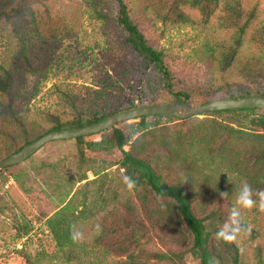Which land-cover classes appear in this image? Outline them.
Masks as SVG:
<instances>
[{"label": "rangeland", "instance_id": "374dc122", "mask_svg": "<svg viewBox=\"0 0 264 264\" xmlns=\"http://www.w3.org/2000/svg\"><path fill=\"white\" fill-rule=\"evenodd\" d=\"M124 1L150 44L164 52L175 83L173 91L189 94L188 104L200 106L210 96L215 100V94L229 86L264 95V47L254 42L256 33L264 28V0H220L208 23H204L200 10L185 5L182 9L192 19L188 25L163 21L141 0ZM230 4L253 11L255 17L233 67L224 71L220 67L221 56L234 44L235 34L225 18ZM118 16L116 0H47L31 5L19 16L0 20V73L8 70L14 78L11 91L2 99L13 104L33 135L37 126L49 129L48 113L63 118L73 113L68 96L79 95L80 104L89 92L85 86L96 89L102 79L124 75L137 62L123 48L125 33ZM24 56L29 58L35 73L17 67L16 59ZM174 93L166 89L162 75L152 70L132 99L137 106L152 100L175 103ZM256 114L264 116V109ZM196 118L234 120L227 113ZM136 123L139 122H122L114 128L128 136ZM178 123L163 121L162 126L168 128ZM114 128L85 137L82 143L51 142L29 160L0 173V264H200L193 250V236L183 222L185 248L162 241L159 233L150 231L147 217L139 211L141 198L146 195L150 210L159 208V201L148 188L128 190L123 153L117 145L104 143L115 142ZM209 168L212 169L207 171V186L216 182L229 185L235 198L241 182H249L247 177L217 165ZM186 179L185 172L171 173L165 181L172 184ZM202 179L201 175L198 180ZM255 193L253 199L258 202ZM73 196L70 207L78 214L76 234L83 245L69 261L47 220ZM219 202L203 200V214L208 215L220 206L230 215L232 208ZM127 206L137 211L149 233L125 256L107 255L103 247L95 245V239L115 224L116 217L124 220ZM228 221L219 229L210 225L207 229L217 254L216 264H264V213L255 207L251 211L241 210V222L250 231L243 232L232 243L236 253L216 237L217 230Z\"/></svg>", "mask_w": 264, "mask_h": 264}, {"label": "trees", "instance_id": "16d2710c", "mask_svg": "<svg viewBox=\"0 0 264 264\" xmlns=\"http://www.w3.org/2000/svg\"><path fill=\"white\" fill-rule=\"evenodd\" d=\"M43 1L47 0H0V20L19 16L31 5ZM116 1L119 5L118 23L125 33L123 48L128 50L137 62L130 66L124 75L102 79L96 89L85 86L89 92L84 94L87 98L80 104L79 95L68 96L73 113L66 118L48 113L46 116L49 129L44 130L37 126L34 129L37 132L35 135L30 132L26 121L17 114L13 104L2 99V96L11 91L14 78L8 70L0 73V161L49 132L85 127L122 110L139 107L133 102L132 96L140 91L141 85L152 70L162 75L166 89L174 93L175 83L165 63L164 52L150 44L131 16L126 2ZM141 2L165 22L188 25L192 23V19L183 11V6L189 5L200 10L204 23H208L220 0H141ZM227 12L226 21L229 27L235 29V34L234 44L221 56L220 67L224 71L233 67L247 30L255 17L253 11L246 12L233 4L228 6ZM100 17L106 19L107 15L100 14ZM254 42L264 47V28L256 33ZM16 65L24 72H36L27 56L16 59ZM174 95L177 98L174 104H188L189 94L177 92ZM215 96V100H235L264 95L258 91L240 90L229 86L228 89L217 92ZM211 97L213 96L206 98L203 104L213 101ZM151 104L157 102L152 100L145 103ZM260 109L264 108L213 112L232 114L233 122H218L210 118L200 121L198 118L181 120L169 116L142 117L139 123L132 126L133 132L130 135L126 136L121 130L114 128L115 142L104 140L109 146L117 145L123 153V168L127 176L136 181L134 190L148 188L159 201V208L150 210L146 204V195L141 198L139 211L147 217L151 225L150 231L155 230L159 233L162 241L185 248L187 240L181 230L183 222L193 236V250L200 264H216L217 254L212 247L207 229L209 225L219 229L230 217L220 206L208 215L203 214L206 203L201 202L205 199L217 202L221 200L220 202L233 208L235 199L234 190H231L229 185L223 186L216 182L210 184V187L207 186L210 183L208 181L210 176L207 173L212 169L209 168L210 165L214 164L219 169L224 168L231 173L247 177L253 193L264 189V116L256 114ZM163 121L180 123L166 128L162 126ZM84 138L76 140L82 143ZM125 147L130 149L125 150ZM182 172L188 175V179L172 184L166 183V176L171 173L180 175ZM201 175L203 179L198 180ZM222 192L228 193L224 199L220 196ZM73 198L74 196L47 220L48 228L57 245L66 253L69 261L83 245L82 242H73L72 239V236L76 235L79 223L78 214L70 207ZM136 212L134 208L128 206L124 208V220L116 217L115 224L106 227L95 239V245L103 247L107 255L128 254L130 249L149 233L145 221L139 219ZM222 243L236 253L237 248L232 243H225L223 240Z\"/></svg>", "mask_w": 264, "mask_h": 264}, {"label": "water", "instance_id": "95a60500", "mask_svg": "<svg viewBox=\"0 0 264 264\" xmlns=\"http://www.w3.org/2000/svg\"><path fill=\"white\" fill-rule=\"evenodd\" d=\"M264 108V96H248L235 100L219 99L200 106L190 104L157 103L122 110L108 118L81 128L52 131L0 161V171L24 163L45 145L58 140H76L89 137L118 126L122 122H140L142 117L169 116L181 120L200 117L209 113L246 108Z\"/></svg>", "mask_w": 264, "mask_h": 264}, {"label": "clouds", "instance_id": "9594fccd", "mask_svg": "<svg viewBox=\"0 0 264 264\" xmlns=\"http://www.w3.org/2000/svg\"><path fill=\"white\" fill-rule=\"evenodd\" d=\"M124 183L128 190H133L136 186V181L130 176L124 177ZM253 189L247 181H242L236 193L235 205L231 210L229 221L216 233L217 239L223 240L225 243H233L237 240L238 236L246 229L241 222V210L251 211L254 207L259 212L264 213V191L255 193L258 196L257 200L253 199ZM222 199L228 196L227 192L220 193ZM99 228V225H97ZM73 242H78L80 236L78 234L72 236Z\"/></svg>", "mask_w": 264, "mask_h": 264}]
</instances>
